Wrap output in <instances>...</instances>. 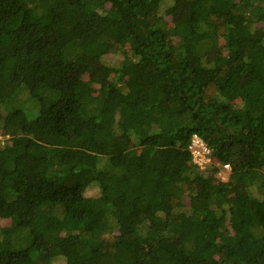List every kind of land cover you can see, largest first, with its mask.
Masks as SVG:
<instances>
[{
  "label": "trees",
  "instance_id": "trees-1",
  "mask_svg": "<svg viewBox=\"0 0 264 264\" xmlns=\"http://www.w3.org/2000/svg\"><path fill=\"white\" fill-rule=\"evenodd\" d=\"M0 137V264H264V0H0Z\"/></svg>",
  "mask_w": 264,
  "mask_h": 264
},
{
  "label": "built area",
  "instance_id": "built-area-1",
  "mask_svg": "<svg viewBox=\"0 0 264 264\" xmlns=\"http://www.w3.org/2000/svg\"><path fill=\"white\" fill-rule=\"evenodd\" d=\"M194 162L199 165L202 169H205L207 165L212 163L211 151L209 150L206 143L199 137H195L190 147ZM229 169V166H225Z\"/></svg>",
  "mask_w": 264,
  "mask_h": 264
},
{
  "label": "rangeland",
  "instance_id": "rangeland-1",
  "mask_svg": "<svg viewBox=\"0 0 264 264\" xmlns=\"http://www.w3.org/2000/svg\"><path fill=\"white\" fill-rule=\"evenodd\" d=\"M183 9H185V8H183ZM184 12H186V11H184ZM183 16V15H182ZM182 16L180 15L179 16V20L182 18ZM164 19H165V22L167 23V27L169 26V28H171L172 29V27H173V23L175 22V21H177L178 20V16L177 15H175L174 17L173 16H170V15H166L165 17H164ZM3 138L2 137H0V140H2ZM229 177V174H227V175H223L222 176V179H223V181H228V178ZM1 224L3 225V227H8V226H10V221H1Z\"/></svg>",
  "mask_w": 264,
  "mask_h": 264
},
{
  "label": "bare ground",
  "instance_id": "bare-ground-1",
  "mask_svg": "<svg viewBox=\"0 0 264 264\" xmlns=\"http://www.w3.org/2000/svg\"><path fill=\"white\" fill-rule=\"evenodd\" d=\"M195 137H198V136H195ZM195 137H194V138H195ZM199 138H200V137H199ZM202 140H203V139H202ZM203 141H204V140H203ZM192 142H193V141H192ZM204 142H205V141H204ZM208 148H209V147H208ZM209 150H210V149H209Z\"/></svg>",
  "mask_w": 264,
  "mask_h": 264
},
{
  "label": "clouds",
  "instance_id": "clouds-1",
  "mask_svg": "<svg viewBox=\"0 0 264 264\" xmlns=\"http://www.w3.org/2000/svg\"><path fill=\"white\" fill-rule=\"evenodd\" d=\"M207 145V144H206Z\"/></svg>",
  "mask_w": 264,
  "mask_h": 264
}]
</instances>
